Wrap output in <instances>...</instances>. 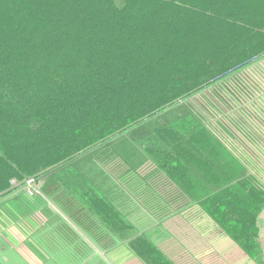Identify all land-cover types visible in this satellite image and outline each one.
<instances>
[{
    "label": "trees",
    "instance_id": "16d2710c",
    "mask_svg": "<svg viewBox=\"0 0 264 264\" xmlns=\"http://www.w3.org/2000/svg\"><path fill=\"white\" fill-rule=\"evenodd\" d=\"M262 57L264 0H0V204L146 264L177 263L130 216L195 209L264 264V176L223 112Z\"/></svg>",
    "mask_w": 264,
    "mask_h": 264
},
{
    "label": "crops",
    "instance_id": "0c3cea01",
    "mask_svg": "<svg viewBox=\"0 0 264 264\" xmlns=\"http://www.w3.org/2000/svg\"><path fill=\"white\" fill-rule=\"evenodd\" d=\"M30 202L29 209L20 208L24 213L18 212L17 205L0 204V264H146L128 242L114 240L113 235L106 240L105 232L98 229L92 231L97 239L92 241L85 229L66 226V215L50 222L43 212L44 204L38 199ZM48 206L58 211L52 202ZM202 220L197 224L179 214L144 229L156 232L159 246L177 264H259L232 238L219 232L209 217ZM123 247L131 254L121 257Z\"/></svg>",
    "mask_w": 264,
    "mask_h": 264
},
{
    "label": "rangeland",
    "instance_id": "374dc122",
    "mask_svg": "<svg viewBox=\"0 0 264 264\" xmlns=\"http://www.w3.org/2000/svg\"><path fill=\"white\" fill-rule=\"evenodd\" d=\"M236 80L232 83L233 87L243 86L248 87L247 91L237 89L238 95L233 100L234 110H224V114L233 120V135L225 136L229 142L241 145L242 153L250 158L255 164L256 169L260 175L264 176V57L259 61L245 68L244 71L239 73ZM223 92V91H222ZM245 106L244 109L242 106ZM224 108H226L223 105ZM225 121H228L225 119ZM187 216V215H186ZM131 221L133 224L141 228H148L155 224L156 221L147 213L138 209L132 214ZM187 219L194 223L203 222L202 218L198 216L195 209L188 213ZM262 219V242H264V213ZM174 222V221H173ZM205 224L206 221H204ZM175 223V222H174ZM173 229L175 224L171 225ZM127 246V245H126ZM128 251V252H127ZM120 256L124 254H131L129 249L119 250ZM117 256V255H116Z\"/></svg>",
    "mask_w": 264,
    "mask_h": 264
},
{
    "label": "built area",
    "instance_id": "2783aa9c",
    "mask_svg": "<svg viewBox=\"0 0 264 264\" xmlns=\"http://www.w3.org/2000/svg\"><path fill=\"white\" fill-rule=\"evenodd\" d=\"M27 184H28V193H29V195H33V193L35 191V184L33 183V180H28Z\"/></svg>",
    "mask_w": 264,
    "mask_h": 264
}]
</instances>
